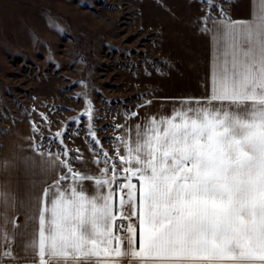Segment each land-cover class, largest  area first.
<instances>
[{
	"label": "snow or ice",
	"instance_id": "6c2138e0",
	"mask_svg": "<svg viewBox=\"0 0 264 264\" xmlns=\"http://www.w3.org/2000/svg\"><path fill=\"white\" fill-rule=\"evenodd\" d=\"M202 23L214 25L201 29L213 40L210 94L125 129L118 164L102 151L98 172L77 170L37 145L22 158L46 185L29 196L33 264H264V0L249 21L220 9ZM10 196L0 190V205ZM8 222L0 240H10Z\"/></svg>",
	"mask_w": 264,
	"mask_h": 264
},
{
	"label": "rangeland",
	"instance_id": "374dc122",
	"mask_svg": "<svg viewBox=\"0 0 264 264\" xmlns=\"http://www.w3.org/2000/svg\"><path fill=\"white\" fill-rule=\"evenodd\" d=\"M211 3L219 8L205 0H0V151L22 125L32 148L58 151L74 169L98 171L104 165L92 161L102 151L116 159L117 125L143 123L147 105L205 92L201 29L210 23L202 21L220 9L240 16L248 0Z\"/></svg>",
	"mask_w": 264,
	"mask_h": 264
},
{
	"label": "crops",
	"instance_id": "0c3cea01",
	"mask_svg": "<svg viewBox=\"0 0 264 264\" xmlns=\"http://www.w3.org/2000/svg\"><path fill=\"white\" fill-rule=\"evenodd\" d=\"M252 12L253 0H248L247 8L244 14L240 16H230L228 18L232 21H249L252 18ZM212 28H214V25L210 23L208 29ZM212 55L213 40L211 33H207L205 92L202 95L188 98L202 100L210 94L209 78ZM183 99H180V101ZM180 101L178 103L165 102L164 104L157 103L147 105L145 109H142L145 111L143 119L147 120L150 116L160 117L170 115L172 111L179 106ZM137 124L142 123H123V128H121L122 130L120 134L123 135L125 129H134ZM21 126L18 125L14 128L12 133L4 141L3 149L0 151V190L11 193V196L9 197V205H0V224L3 223V217L6 216L9 222L4 225V231L7 232L8 237H10V240L8 241L0 240V253L9 250L12 253L11 257L0 259V264H33L30 250H27V245L30 243L33 234L32 221H26V215L31 207L29 196L41 193L43 188L46 186L44 178L39 173V170L37 169L36 175L33 176L32 172L23 163L22 158L32 157L34 153L31 147L29 130L25 131V128ZM18 127H20L19 130L17 129ZM117 144L119 145V141H117ZM39 151L41 153L50 152L53 156L59 155L60 158L63 159L62 154L58 151ZM36 158L38 160L39 156ZM5 161L8 162L7 167L3 166V162ZM116 162L117 164L119 163L117 158ZM76 169L79 170L78 168ZM61 171L64 170L61 169ZM92 172L95 173L94 171ZM12 220H15V228L11 223ZM123 264H129L128 260L125 259Z\"/></svg>",
	"mask_w": 264,
	"mask_h": 264
},
{
	"label": "trees",
	"instance_id": "16d2710c",
	"mask_svg": "<svg viewBox=\"0 0 264 264\" xmlns=\"http://www.w3.org/2000/svg\"><path fill=\"white\" fill-rule=\"evenodd\" d=\"M64 19H66V18H64ZM67 20V19H66ZM69 29H70V27H69V23L66 21V27H65V33H66V35L69 37V38H71L72 40H73V45H74V47H75V52H76V54H77V56L78 57H80L82 60H84V61H86V63H87V66L86 67H90L89 65H88V53H86V52H84L83 50H81L79 47H78V43L71 37V35H70V33H69Z\"/></svg>",
	"mask_w": 264,
	"mask_h": 264
},
{
	"label": "built area",
	"instance_id": "2783aa9c",
	"mask_svg": "<svg viewBox=\"0 0 264 264\" xmlns=\"http://www.w3.org/2000/svg\"><path fill=\"white\" fill-rule=\"evenodd\" d=\"M118 223H119V221H118ZM125 223H127V221H125Z\"/></svg>",
	"mask_w": 264,
	"mask_h": 264
}]
</instances>
